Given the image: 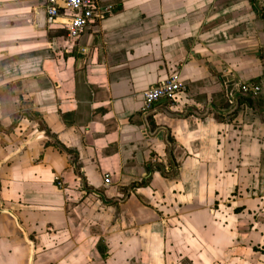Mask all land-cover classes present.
<instances>
[{
  "label": "crops",
  "instance_id": "0c3cea01",
  "mask_svg": "<svg viewBox=\"0 0 264 264\" xmlns=\"http://www.w3.org/2000/svg\"><path fill=\"white\" fill-rule=\"evenodd\" d=\"M98 4L0 0V264H264V0Z\"/></svg>",
  "mask_w": 264,
  "mask_h": 264
},
{
  "label": "built area",
  "instance_id": "2783aa9c",
  "mask_svg": "<svg viewBox=\"0 0 264 264\" xmlns=\"http://www.w3.org/2000/svg\"><path fill=\"white\" fill-rule=\"evenodd\" d=\"M45 12L49 25H52L57 19H66V37L70 41L78 40L86 28L97 20L103 19L98 0H45ZM183 89L179 74L172 73L142 93L145 107L148 108L159 100H166L173 106ZM241 91L256 94L259 88L244 84L241 86Z\"/></svg>",
  "mask_w": 264,
  "mask_h": 264
},
{
  "label": "rangeland",
  "instance_id": "374dc122",
  "mask_svg": "<svg viewBox=\"0 0 264 264\" xmlns=\"http://www.w3.org/2000/svg\"><path fill=\"white\" fill-rule=\"evenodd\" d=\"M201 238V237H200ZM201 240L203 241V246H204V248L205 247H208V248H206L205 249V255H207V252H208V250H209V255H211L212 254V248L210 247V245L208 244V242L206 241V239H204V238H201ZM202 246V247H203ZM194 250V249H193ZM258 250V249H257ZM260 251H261V249H260ZM215 253V252H214ZM204 257H206V256H204Z\"/></svg>",
  "mask_w": 264,
  "mask_h": 264
}]
</instances>
